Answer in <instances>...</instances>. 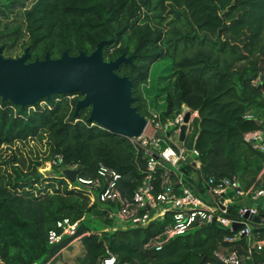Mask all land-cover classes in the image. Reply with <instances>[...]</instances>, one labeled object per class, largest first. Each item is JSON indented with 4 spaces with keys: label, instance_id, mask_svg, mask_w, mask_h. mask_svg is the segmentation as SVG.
Masks as SVG:
<instances>
[{
    "label": "trees",
    "instance_id": "16d2710c",
    "mask_svg": "<svg viewBox=\"0 0 264 264\" xmlns=\"http://www.w3.org/2000/svg\"><path fill=\"white\" fill-rule=\"evenodd\" d=\"M238 10V0H0V47L7 57L27 47L33 61L47 53L90 54L106 40V60L132 56L133 62L116 72L131 79L140 114L155 108L162 118L173 117L183 105L198 110L188 143L199 150L201 165L198 170L186 165L184 171L187 184L210 198V178L217 183L236 177L245 190L264 186V152L245 139L264 133V18L246 52L226 35L237 20L229 15ZM260 10L264 13V0ZM162 60L170 62L155 95L164 97L163 107L149 103L142 88ZM82 98L80 92L55 93L24 109L0 98V264L52 261L73 239L55 246L48 241L50 230L66 217L78 221L76 236H82L77 264H101L111 255L118 264H205L221 247L244 251L245 238L226 242L231 232L219 223L196 225L161 250L146 249L170 223L168 215L144 226L107 230L113 225L112 204L70 189L63 170L75 166L81 176L95 177L105 164L122 174L118 187L131 196L144 179L147 158L128 137L89 122L90 107L76 113ZM32 140L45 149L28 155L20 150L18 145ZM57 155L63 164L41 173ZM227 196L236 193L229 190ZM241 206L236 198L228 216L238 217ZM257 259L264 260V249Z\"/></svg>",
    "mask_w": 264,
    "mask_h": 264
},
{
    "label": "built area",
    "instance_id": "2783aa9c",
    "mask_svg": "<svg viewBox=\"0 0 264 264\" xmlns=\"http://www.w3.org/2000/svg\"><path fill=\"white\" fill-rule=\"evenodd\" d=\"M187 112L188 121L185 120ZM198 117V110L187 105H183L175 116L166 118H162L155 108H150L149 115L145 116L147 124L143 133L129 137L135 148L147 158L144 179L133 195L122 193L118 187L122 174L105 164L100 165L95 177L78 173L73 182L66 177L69 188L88 193L92 202L98 199L112 204L109 216L113 221V229L144 226L168 215L170 223L145 243L146 249L161 250L172 238L185 234L196 225L210 224L215 219L216 224L231 232L225 237L226 242L235 243L245 238L246 246H242L243 252L221 247L213 258H217L221 264H264V260L257 259V254L264 249V214L259 222L253 220L254 216H261V208L264 209V186H252L245 190L236 177H226L217 183L210 178V198H205L186 182L184 167L192 165L198 170L201 165L199 150L188 143ZM183 125L186 127L184 139L181 137ZM245 139L252 142L253 148L264 152L263 132L248 134ZM62 164L63 157L57 155L47 161L43 169L47 171ZM67 169L76 167L69 166ZM40 171L44 173L42 168ZM195 174L193 172L191 177L195 178ZM229 190L234 191L236 196L228 197ZM236 198L242 203L238 217H229L231 204ZM246 214L251 217H246ZM234 224L239 227L235 229ZM77 228L78 221L73 222L68 217L60 219L56 222V228L50 230L48 241L58 244L65 237L72 236L77 240ZM46 264H50V261ZM101 264H118V261L111 255L105 257ZM205 264L216 262L211 260Z\"/></svg>",
    "mask_w": 264,
    "mask_h": 264
},
{
    "label": "water",
    "instance_id": "95a60500",
    "mask_svg": "<svg viewBox=\"0 0 264 264\" xmlns=\"http://www.w3.org/2000/svg\"><path fill=\"white\" fill-rule=\"evenodd\" d=\"M108 42L100 41L90 54L70 55L65 51L60 57L53 58L47 53L44 59L33 61H28L29 48L21 56L7 57L3 46L0 47V98L24 109L39 99H51L55 93L80 92L83 98L77 103L76 113L81 108L90 107L88 121L94 125L128 138L141 135L147 120L133 105L132 81L116 72L122 63H132V56L122 54L114 60H106L103 48ZM188 118L187 112L185 120ZM185 129L183 125L182 139ZM63 172L73 182L79 170L64 169ZM246 217L251 216L246 214ZM261 217L263 215L254 216L253 220L259 222ZM210 224L216 225V220ZM233 227L237 229L239 225ZM212 260L221 264L217 258Z\"/></svg>",
    "mask_w": 264,
    "mask_h": 264
},
{
    "label": "rangeland",
    "instance_id": "374dc122",
    "mask_svg": "<svg viewBox=\"0 0 264 264\" xmlns=\"http://www.w3.org/2000/svg\"><path fill=\"white\" fill-rule=\"evenodd\" d=\"M260 3L261 0H238V12L234 15H229V19L236 17L237 20H231L226 35L229 36L231 40L242 43L243 49L246 52H248L253 47L256 35L260 30L261 21L264 18V13L260 10ZM23 51V48L17 49L14 53V57L20 56ZM169 69L170 62L168 60L159 61L152 66V71L148 83L146 85H143L142 87L143 93L149 103L161 102L160 106L163 107L164 97L161 95L158 97V99H155V95L157 91L163 87L162 77L169 74ZM18 146L20 150L24 151L27 155L30 154L31 150L42 152L45 149V146L38 140H32L29 144H20ZM44 169L42 167L44 173H47L52 168L47 171H45ZM73 245H76V249L70 247L66 249V251H68L69 253L71 252L80 254L81 248H79V243L75 242Z\"/></svg>",
    "mask_w": 264,
    "mask_h": 264
},
{
    "label": "crops",
    "instance_id": "0c3cea01",
    "mask_svg": "<svg viewBox=\"0 0 264 264\" xmlns=\"http://www.w3.org/2000/svg\"><path fill=\"white\" fill-rule=\"evenodd\" d=\"M195 178H197V176H195ZM114 228V225H112L110 228H107V230H111ZM79 238H77V240L72 239L58 254L56 257H54L52 259V261H50V264H77V258L82 255L83 251H84V246L82 243V236H78ZM75 242L79 243V248H81V252L80 254L77 253H69L68 251H66V249L73 247V249H76V245H73Z\"/></svg>",
    "mask_w": 264,
    "mask_h": 264
},
{
    "label": "flooded vegetation",
    "instance_id": "af4514ba",
    "mask_svg": "<svg viewBox=\"0 0 264 264\" xmlns=\"http://www.w3.org/2000/svg\"><path fill=\"white\" fill-rule=\"evenodd\" d=\"M26 48H27V47H26ZM26 48H25V49H26ZM25 49H24V50H25ZM23 53H24V51H23ZM23 53H22V54H23ZM22 54H21V55H22ZM21 55H20V56H21ZM17 57H18V56H17Z\"/></svg>",
    "mask_w": 264,
    "mask_h": 264
}]
</instances>
